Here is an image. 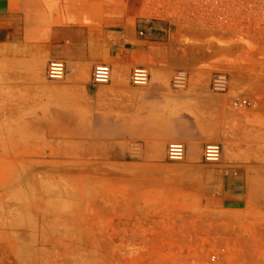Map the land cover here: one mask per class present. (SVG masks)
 Masks as SVG:
<instances>
[{
	"label": "rangeland",
	"instance_id": "rangeland-1",
	"mask_svg": "<svg viewBox=\"0 0 264 264\" xmlns=\"http://www.w3.org/2000/svg\"><path fill=\"white\" fill-rule=\"evenodd\" d=\"M5 4L0 264H264V15H225V27L216 14L190 13L188 0ZM124 18L132 28L170 23L182 37L153 109L131 94L149 81L96 103L87 88L99 63L47 80L55 29L120 33ZM134 68L120 70L127 89ZM178 70L188 75L181 92L171 87ZM217 72L229 78L222 97L208 89ZM237 97L256 105L234 110ZM175 143L185 148L179 163L166 158ZM207 145L220 147L218 163L203 162Z\"/></svg>",
	"mask_w": 264,
	"mask_h": 264
},
{
	"label": "crops",
	"instance_id": "crops-1",
	"mask_svg": "<svg viewBox=\"0 0 264 264\" xmlns=\"http://www.w3.org/2000/svg\"><path fill=\"white\" fill-rule=\"evenodd\" d=\"M5 1L7 0H0V13L4 9H9ZM128 23V18L121 20L120 33H103V31L98 33L89 28L61 26L55 29L57 35L55 34L54 41L44 50L51 59H54L53 61L63 62L70 73L78 65L87 66L96 63L108 65L111 69L112 67L129 68L134 66L152 69L149 85L141 92V95L131 93V90H136L131 86L125 90L127 93L140 97L139 108L151 110L155 103L161 101L163 95L167 93L164 85L159 83L160 75L176 61L177 47L180 45L182 37L177 35V28H173L170 23L167 26H162L161 22L142 19L137 22L134 28ZM137 28L142 30L139 32V35H142L141 38H138ZM60 35H63L67 40L65 43L58 42ZM115 84L119 85L112 81L101 87L92 84L87 88V92L91 94L96 103L102 102L107 96L119 94L121 88H126L123 85L116 88Z\"/></svg>",
	"mask_w": 264,
	"mask_h": 264
},
{
	"label": "built area",
	"instance_id": "built-area-1",
	"mask_svg": "<svg viewBox=\"0 0 264 264\" xmlns=\"http://www.w3.org/2000/svg\"><path fill=\"white\" fill-rule=\"evenodd\" d=\"M188 10L192 14H216L217 19L228 27L230 23L224 20V16L251 14L253 16L264 15L263 0H188ZM245 25V24H243ZM66 73V66L60 61H50L46 67L48 81H61ZM111 68L105 64H97L91 71L92 84L104 86L110 83ZM149 74L143 68H134L130 74V83L134 88H142L147 85ZM188 75L185 71L178 70L171 79V87L174 91L181 92L187 88ZM208 89L210 93L224 96L229 91V78L222 72L214 73L210 79ZM230 105L232 109L239 110L252 108L256 104L247 98H234ZM221 155L220 147L207 145L203 149L202 160L207 165L219 162ZM185 157V148L182 144H170L167 148L166 158L171 163H179ZM214 257L212 261H214Z\"/></svg>",
	"mask_w": 264,
	"mask_h": 264
},
{
	"label": "bare ground",
	"instance_id": "bare-ground-1",
	"mask_svg": "<svg viewBox=\"0 0 264 264\" xmlns=\"http://www.w3.org/2000/svg\"><path fill=\"white\" fill-rule=\"evenodd\" d=\"M96 56V55H95ZM97 57H98V54H97ZM112 66V65H111ZM84 69H86V68H84ZM123 68H118V67H112V69H111V75H110V80L113 82V83H117V84H119V85H123V80L121 79L122 77H123V79H126V78H124V76H122L121 77V75H123V74H121L120 73V70H122ZM151 71H152V69H151ZM121 74V75H120ZM44 76V75H43ZM40 78H42V76L40 77ZM48 80V79H47ZM126 82L127 81H125L124 82V84H126ZM128 83V82H127ZM116 85V84H115ZM119 85H116V88H119ZM128 85V84H127ZM48 86V85H47ZM129 86H131V87H133L131 84H129ZM101 87V86H100ZM99 87V88H100ZM120 88H121V86H120ZM123 89H127V88H123ZM129 89V88H128ZM105 90V89H104ZM137 90V89H136ZM50 91V90H49ZM133 91H135V89L133 90ZM136 92V91H135ZM134 92V93H135ZM141 92V91H140ZM133 93V92H132ZM140 95H141V93H139ZM212 94V93H211ZM104 95V94H103ZM102 95V96H103ZM216 96V95H215ZM100 97V96H99ZM130 97V96H129ZM135 97V96H134ZM222 97V96H221ZM224 98V97H223ZM131 99H133L132 97H131ZM213 101V100H212ZM186 144H188V146L190 147V150H189V157L190 158H193L194 156H195V149H194V143H193V141H190V140H188L187 142H186ZM229 149V148H228ZM227 149V150H228ZM230 151V150H229Z\"/></svg>",
	"mask_w": 264,
	"mask_h": 264
}]
</instances>
